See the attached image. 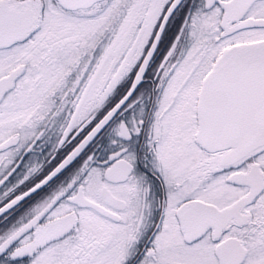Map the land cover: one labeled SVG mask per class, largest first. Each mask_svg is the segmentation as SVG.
<instances>
[{
    "label": "snow or ice",
    "instance_id": "6c2138e0",
    "mask_svg": "<svg viewBox=\"0 0 264 264\" xmlns=\"http://www.w3.org/2000/svg\"><path fill=\"white\" fill-rule=\"evenodd\" d=\"M0 264H264V0H0Z\"/></svg>",
    "mask_w": 264,
    "mask_h": 264
}]
</instances>
